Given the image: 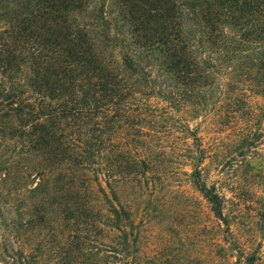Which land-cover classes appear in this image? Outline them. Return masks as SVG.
Returning <instances> with one entry per match:
<instances>
[{
    "label": "trees",
    "instance_id": "1",
    "mask_svg": "<svg viewBox=\"0 0 264 264\" xmlns=\"http://www.w3.org/2000/svg\"><path fill=\"white\" fill-rule=\"evenodd\" d=\"M10 4L0 28V184L37 172L27 195L55 196L76 231L96 219L105 264H138V201L176 200L184 182L223 231L236 220L264 231V170L247 162L264 158V0ZM202 115L216 117L227 141L199 136L189 119ZM239 184L260 188L249 209L224 193Z\"/></svg>",
    "mask_w": 264,
    "mask_h": 264
},
{
    "label": "rangeland",
    "instance_id": "2",
    "mask_svg": "<svg viewBox=\"0 0 264 264\" xmlns=\"http://www.w3.org/2000/svg\"><path fill=\"white\" fill-rule=\"evenodd\" d=\"M9 9H12L10 0H0L1 29L8 25ZM204 116L189 119L199 136L206 143L227 141L228 132L222 131L221 125H214L216 117ZM11 152L18 153L9 149L7 156ZM23 162L20 160L16 170L19 171ZM247 162L252 173L264 170V158L258 155H252ZM30 174L24 180L0 184L4 191L0 196V264L10 261L15 264H105L103 247L95 242L96 219H89L84 230L67 227L55 196L40 202L27 195L26 191L38 182L37 172ZM227 188L224 189L226 197L232 200L235 195L246 209L254 205L260 194L259 187L243 184ZM180 189L186 191L176 200L142 204L138 201V264H238V259L244 264L246 254L255 249L260 257L255 264H264V231H253V226L244 227L237 220L230 233L223 231L209 214L205 201L187 183ZM33 208L39 215L33 217V223H26ZM12 221H20V226L11 225ZM242 255L245 257L241 258Z\"/></svg>",
    "mask_w": 264,
    "mask_h": 264
}]
</instances>
